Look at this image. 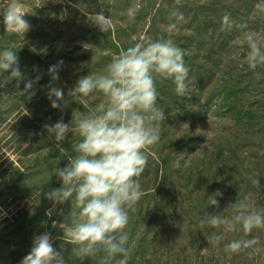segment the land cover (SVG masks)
Returning a JSON list of instances; mask_svg holds the SVG:
<instances>
[{
    "label": "rangeland",
    "instance_id": "1",
    "mask_svg": "<svg viewBox=\"0 0 264 264\" xmlns=\"http://www.w3.org/2000/svg\"><path fill=\"white\" fill-rule=\"evenodd\" d=\"M159 1L0 0V51L12 47L22 50V56H17L25 82L40 75L42 78L38 82L44 84H35L26 96L44 99L47 105L37 113L38 119L25 116L27 112L22 105L18 109L12 108V103H22L15 100L21 95V85L16 80L9 81V73L0 71V120L5 117L0 123V264H20L22 258L15 259L22 250H13L12 243L16 238L11 234L12 223L29 221L32 222L31 229H35L28 236L24 235L29 244L25 249L31 248L35 236L49 232L66 264H95L94 256L82 260L74 253L75 246L66 241L59 227L60 224L65 228L70 226L73 213L79 209L70 202L54 204L44 197V193L62 184L55 175L62 158L54 137L49 138L43 125L54 124L63 118L70 125V132L61 146L67 147L81 140L75 124H71L73 117L93 114L107 98L94 91L84 98V102L74 103L70 97L68 99V89L83 76L106 73L108 64L119 54L111 41V29L129 43H142ZM212 1L218 3L220 0ZM252 2V10L247 8L248 15L243 16L238 10L232 20L240 21L247 25L246 30L264 36V13L257 7L264 5V0H249L250 4ZM13 3L30 23L25 34L5 31L2 13ZM166 3L169 4V0ZM188 6L194 8L191 4ZM101 10L111 20L107 32H101L90 21L92 15ZM188 10L192 14V9ZM170 20V23L175 22ZM181 24L182 27L191 26L188 22ZM90 29L95 33L91 34ZM235 30H238L237 34H234ZM228 31L230 35L223 44H201L199 41L201 45L195 51V63L192 67L186 63L189 87L184 97L176 94L171 79L156 78L158 104L166 118L160 142L147 149L148 165L139 178L144 195L129 213L128 256L108 258L104 252L99 264H118L117 259L135 264L132 252H136L137 259L143 264H209L202 257L205 230L200 228V220L206 213H222L236 200L254 205L256 209L263 203L264 65L255 71L249 69L243 55H237L238 51L247 50L246 46L238 47V42L243 39L242 30L234 26ZM218 33L219 30L215 37ZM183 34L194 32L191 28ZM207 41H210L209 34ZM28 49H35L40 54L36 61L24 56V50ZM61 60L64 63L54 86L64 89L65 100L69 101L62 110L53 109L47 96L51 81L48 69ZM208 89L210 98L206 99ZM183 105L191 106L193 112L183 110ZM43 156L49 157V165L42 164ZM178 158L179 168L173 166ZM254 179H259L260 185H254ZM212 198L219 201V208L209 206ZM44 206H49L48 216L39 222L38 214ZM224 214L231 216L233 210L229 208Z\"/></svg>",
    "mask_w": 264,
    "mask_h": 264
},
{
    "label": "clouds",
    "instance_id": "2",
    "mask_svg": "<svg viewBox=\"0 0 264 264\" xmlns=\"http://www.w3.org/2000/svg\"><path fill=\"white\" fill-rule=\"evenodd\" d=\"M257 7L264 10V5L258 4ZM2 15L6 33L25 34L29 31L30 23L17 11L15 3ZM169 18L175 20L166 29L171 36L178 25L185 22V17L173 8ZM90 21L101 32H107L111 26V20L103 10L94 13ZM234 26L242 30L243 39L238 42V47L246 46L247 49L238 51L237 55H243L248 68L255 71L264 65V36L246 30V24H237L230 14H224L222 30ZM147 41L114 56L106 73L83 76L67 91L68 97L77 103H82L94 91L107 98V102L100 103L93 114L73 117L71 124H75V131L81 137L74 149L77 155L68 159L67 166L55 169L62 186L44 193V197L54 204L70 202L79 209L73 213L70 226L65 228L60 224L59 227L63 230L62 236L75 246L73 251L81 259L100 251L108 258L128 256L130 236L126 229L129 213L144 195L139 178L148 165L147 149L160 142L166 118L158 104L156 78L171 79L176 94L181 97L188 91L189 68L184 61L183 49L171 38H147ZM63 63L61 60L48 69L51 81L47 96L53 109L62 110L69 103L64 98V89L54 86ZM36 70L39 71L38 66ZM0 71L9 73V81L25 79L16 51L12 49L0 51ZM41 78L37 75L35 79H28L20 94H29ZM210 116L209 112L208 118ZM43 128L49 138L54 137L56 147L63 151L61 144L70 132V125L61 118L54 124L43 125ZM173 166L181 167L179 158ZM252 183L260 185L259 179ZM209 206L219 208V201L212 198ZM229 208L233 210L231 216L224 214ZM53 227H56L55 222ZM200 228H223L229 232L242 228L246 236H251L254 230L264 229V209L236 200L222 213H206L200 220ZM205 236L210 243L218 244L223 239V235L216 231L205 233ZM258 243V237L236 239L225 245V251L239 253L253 249ZM20 264H66V261L61 251L54 247L52 234L45 232L33 238L32 248ZM118 264H127V261L120 259Z\"/></svg>",
    "mask_w": 264,
    "mask_h": 264
},
{
    "label": "trees",
    "instance_id": "3",
    "mask_svg": "<svg viewBox=\"0 0 264 264\" xmlns=\"http://www.w3.org/2000/svg\"><path fill=\"white\" fill-rule=\"evenodd\" d=\"M229 1V0H228ZM228 1L226 0H220L218 3L214 2L212 0H198L197 2L195 1H190V0H179V3H177V0H169V4L166 3V0H161L156 3L154 12L150 18L149 25L147 27L146 33L144 38L141 40L142 43H147V38H151L152 40H158L161 37L168 39L171 38L174 43L183 49L184 51V61L185 64L187 63L192 67V64L195 63V60L197 56L195 55L196 49H198V45H201L202 43H215L219 42L218 44H223L227 41L230 32L228 30H221L219 28L220 25H222V17L224 14H230L231 19L235 20V15L238 13V10H241L243 16L248 15L247 8L249 10H252V5L254 4L253 2L250 4L249 0H231L230 4L228 6H224ZM256 3V1H254ZM191 4L192 7L190 8L188 5ZM220 5V6H219ZM263 5V4H260ZM173 8H176L179 12H182L184 17H185V22H188V25L191 26H185L179 24V29L178 31H174L171 36H169L168 32L166 31L168 25L170 24V18H165L166 15L170 16L171 11ZM188 9H192V14H190ZM260 12L264 13V10L261 8H258ZM192 15V16H190ZM174 20V18H172ZM175 21V20H174ZM221 21V22H218ZM246 19L244 20V22ZM239 24H242V22L238 21ZM237 22V23H238ZM111 27V26H110ZM222 27V26H221ZM194 32V34H183L184 31L187 29H191ZM219 30V33L217 37H215V33ZM91 34L95 33V30L90 29ZM221 31V32H220ZM228 31V32H224ZM238 30H235L234 34H237ZM209 34L210 36V41L206 42V35ZM184 35V36H183ZM92 35H90L91 37ZM111 41L116 45L117 53H120L121 51L127 50L131 45H135V43H129L126 39L122 38L120 36V33L114 34V30L111 29ZM233 38V36H232ZM200 41V43H199ZM25 48V47H24ZM211 48V47H210ZM12 50L16 51V54L18 56H22V50L21 49H14L13 47L11 48ZM24 56L30 57L33 61H36V59L40 56V54L35 50V49H28V51L24 50ZM207 73V72H206ZM206 78V76H204ZM200 78V76H198ZM209 78V77H208ZM207 80H211L209 78ZM25 80L19 81L18 84L21 85V90L23 91ZM36 85H44L43 82H37ZM207 84H205L203 87H206ZM207 96L205 97L206 99L209 97L210 98V92L209 89L206 91ZM205 93V92H204ZM206 95V94H205ZM65 96L64 98H66ZM20 98V99H19ZM19 98L15 100H20L22 103L19 104H11L12 108H20V105L25 107V116H27L29 119L34 118L38 119L37 113L39 110H44L47 105L45 104V100L43 99L40 101L39 97H34L30 98L24 95H19ZM44 98H47L44 97ZM69 99V97H68ZM84 102V100H83ZM75 103V101H74ZM185 110L188 113H192V107L188 105H183ZM2 115V113L0 114ZM7 120V118H6ZM2 121H5V117H2L0 120V123ZM55 119H52V122H54ZM75 145L76 144H71L67 147H63V151L60 150V155H61V162L59 161V164L57 165L56 163V168H63L67 166L68 164V159L71 157H74L77 155L75 152ZM43 163L45 165H49L51 162L49 160L48 156H43ZM38 161V160H37ZM52 161V160H51ZM40 162V161H39ZM41 164V165H42ZM264 178L261 183H263ZM62 186V184L57 185ZM49 206H44L40 212H39V218L38 221L45 220L48 216V209ZM257 209H264V201L261 203L259 206H257ZM31 224L32 222H19L15 225L13 222V232L11 233L13 237L16 238L14 242L12 243L13 245V250L14 252L16 251H21V254L16 257L15 261L20 260L23 258L25 255H27L31 248L25 249V245L27 244L25 240V236H28L31 234L35 227L31 229ZM17 226V227H16ZM130 230V225L128 224V227L126 231ZM205 233H211L212 231H216L217 234H222L223 239L218 243H210L208 242L206 236H205V253L202 257L206 258L209 262V264H264V229H257L254 230L251 236H246L242 230V228H238L236 232H229L225 231L223 228L220 229H204ZM29 231V233L27 232ZM24 236V239H23ZM130 236V234H129ZM252 237H258L259 238V243L254 246L253 249H249L243 252L239 253H231L228 251H225V245L231 242L232 240L236 239H250ZM131 239V236H130ZM127 244V247L130 243ZM30 240V239H29ZM29 245V244H27ZM103 251L98 252L97 254L93 255L94 256V262L95 264L100 263V259L102 261V255ZM92 256H88L87 258L90 259ZM131 257L133 259V263L135 264H143L142 260L137 259L136 257V252L131 253ZM84 257L82 260L87 259ZM100 258V259H99ZM119 261V259H117ZM116 261V263H118ZM88 262V261H87ZM202 263H205L204 260H202Z\"/></svg>",
    "mask_w": 264,
    "mask_h": 264
}]
</instances>
